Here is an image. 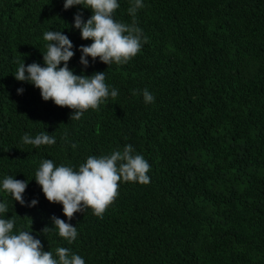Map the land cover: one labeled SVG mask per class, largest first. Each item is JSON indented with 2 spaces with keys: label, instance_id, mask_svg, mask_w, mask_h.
Masks as SVG:
<instances>
[{
  "label": "trees",
  "instance_id": "16d2710c",
  "mask_svg": "<svg viewBox=\"0 0 264 264\" xmlns=\"http://www.w3.org/2000/svg\"><path fill=\"white\" fill-rule=\"evenodd\" d=\"M119 2L115 18L131 24V0ZM79 7L0 0V180H27L25 200L39 201L28 207L0 192L14 231H31L46 251L70 248L85 264H264V0H144L135 23L149 39L138 54L87 68L105 71L117 98L73 121L71 109L44 101L13 73L23 61L43 64L45 31L90 44L71 27ZM79 56L69 62L77 74ZM143 89L154 102H144ZM42 131L56 143H21ZM128 143L150 164V182L119 183L102 218L90 208L75 213L72 244L42 233L52 215L67 217L34 179L40 161L75 166Z\"/></svg>",
  "mask_w": 264,
  "mask_h": 264
},
{
  "label": "clouds",
  "instance_id": "9594fccd",
  "mask_svg": "<svg viewBox=\"0 0 264 264\" xmlns=\"http://www.w3.org/2000/svg\"><path fill=\"white\" fill-rule=\"evenodd\" d=\"M79 7L74 14L71 27L79 30L82 40H91L90 44L74 46L73 41L61 29L48 30L43 33L46 42L42 52L43 64L32 62L18 64L13 73L15 79L27 82L38 88L44 101L51 100L55 105L72 110L70 120L78 121L88 109L97 110L109 98L115 100L118 89L106 84L105 71L87 74L90 63L100 62L110 66L122 65L135 57L148 42V37L135 23V16L144 7V0H131L128 14L133 17L131 24L115 18L120 8L119 0H63V8L68 10ZM83 9H90L91 15L86 19ZM79 51V74L69 67L70 60ZM91 58V60L89 59ZM24 88H18L22 94ZM137 95V90H132ZM146 104L154 102V96L148 89L142 90ZM72 148L76 143L62 137ZM21 143L31 145L34 149L52 146L56 137L47 131L35 135L24 133ZM150 164L130 143L122 149H113L109 154L89 155L78 165L60 163L45 158L39 163L34 179L50 203L62 205V212L67 221L56 215L50 217L51 227L46 225L41 232L56 234L72 244L78 238L77 227L71 223L75 213L89 208L93 215L102 218L107 207L118 195L119 183L150 182L148 172ZM28 181L5 176L0 180V192L9 194L21 205L36 206V198L26 201L24 197ZM9 212L8 203L0 199V264H85V259L70 248L57 246L55 251L45 250L44 244L31 231L16 227L12 216L5 218Z\"/></svg>",
  "mask_w": 264,
  "mask_h": 264
}]
</instances>
